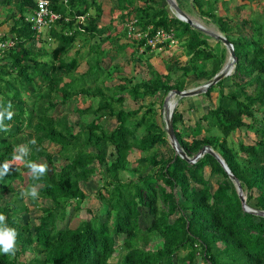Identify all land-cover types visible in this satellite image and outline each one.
<instances>
[{
	"label": "trees",
	"instance_id": "16d2710c",
	"mask_svg": "<svg viewBox=\"0 0 264 264\" xmlns=\"http://www.w3.org/2000/svg\"><path fill=\"white\" fill-rule=\"evenodd\" d=\"M113 1L112 17L126 11L122 17L134 14L138 27L149 28V33L160 27L173 32L186 62L181 65L171 57L166 73L145 62L148 76L138 80L123 75L110 83L107 80L121 68L103 67L106 50L102 40H95L101 16L96 0H49V8L59 14L47 29L55 42L50 51L35 44L40 34L24 19L35 10V0H0L1 21H12L8 35L0 39L16 40L0 58V104L11 102L14 111L12 120H5L10 131H0V166H11L0 177V214L18 233L15 255L0 253V264H109L117 237L121 243L115 264H193L197 255L204 264H264V216L243 209L233 181L211 153L194 163L172 149L160 154L169 143L164 124L152 103L139 102L160 92L166 96L184 90L190 76L211 79L224 63L225 47L220 41L210 45L209 35L175 17L164 0H145L143 7L133 8L128 5L134 1ZM216 1L190 0L189 7L232 43V73L203 93L211 97L217 88V100L193 124H185L175 107L173 128L187 156L205 145L218 153L240 181L246 204L264 211V11L248 18L237 17L238 11L219 15ZM240 1L237 7L246 10L253 0ZM77 41L88 46L83 57L68 54ZM131 41L135 47L143 45ZM149 51L144 46L140 57ZM80 58H85L87 69L77 74ZM225 79L230 80L226 87ZM124 94L137 103L134 108L124 107ZM78 95L97 98V104L77 108L75 124L66 113L53 115L60 103ZM87 114L94 117L85 121ZM107 118L116 120L114 127L100 122ZM242 130L251 133L249 143L234 138ZM33 139L35 144L30 143ZM45 141L58 150L50 152ZM18 146L29 149L20 161L13 159ZM54 155L63 161L58 168ZM29 161L46 163V175L34 180ZM98 165L102 183L97 196L105 204L104 219L93 214L75 227L58 228L70 202L75 212L81 209L86 197L81 183L92 178ZM206 168L220 177L214 187L205 177ZM31 185H38L35 200L22 195ZM26 199L41 212L37 224L23 216L29 212ZM41 199L49 204L40 206ZM144 213L150 222L141 227ZM152 241L157 246L148 248Z\"/></svg>",
	"mask_w": 264,
	"mask_h": 264
},
{
	"label": "rangeland",
	"instance_id": "374dc122",
	"mask_svg": "<svg viewBox=\"0 0 264 264\" xmlns=\"http://www.w3.org/2000/svg\"><path fill=\"white\" fill-rule=\"evenodd\" d=\"M175 1H176V3L179 4L178 0H175ZM164 2L166 3L165 0H164ZM183 2L186 6L188 13L190 14V15H188L189 17H191L194 21L201 23L202 25H204L205 27H207L209 29L219 31L218 28L209 19H207L206 17H202L195 10L191 11L192 9L189 8L190 0H184ZM211 2H213V0H211ZM240 2H241L240 0H233L231 2L225 1V3H224L223 0H217L216 3L215 4L213 3V4H214V6H216L215 10H217V8L219 9L220 7L223 8V6L224 7L227 6V7H231V11L235 14V12L233 10L236 9V11L240 12V13H238L237 17L241 15L240 17L248 18L249 17L248 14L251 13V15H252V12H254V13L260 12V14L263 15V13L261 11H264V0H253L250 4V7L246 8V10L245 9H239L237 7ZM180 4H182V2ZM234 5H236V6H234ZM226 12H230V11L228 10ZM233 13L231 15H233ZM232 24H234V23H232ZM42 31L40 33L41 39L39 40V43H38V41H36L35 44H37L38 46L40 45L41 47L43 46L46 49V51H50V49L52 47H54L55 43L53 40L49 39L45 30H44V32H42ZM208 43L212 46L220 45V44H218L217 40L211 36H209V38H208ZM221 45H222L221 47H225L222 43H221ZM107 46H109V44H107ZM82 48L83 47H81V46L79 47L77 45L73 46L68 52L69 56H74L76 53H80L81 55H83L85 50H83ZM103 49L106 50V54H105V56L103 58V62H102L103 67H105V68L107 67V69H108L109 67L111 68V66L118 65L121 68V71L114 72L112 77L109 80H107L110 83L117 82L118 79L123 75H127V76L133 75L135 77V79H138V80L148 76L147 71H146V63L151 64L153 66V68H155V70H157L158 72L166 73V62L171 57L176 58L177 61H179V64H181V65L186 62V56L182 53L183 48H182V44L180 42L176 46L169 48L167 51H162V52L156 51L155 53H152L151 56L147 55L145 57H140V55H139V57H137V58L134 57L135 59L129 58L128 61L126 60L127 58L119 56V53L122 51L116 52L117 54H115V56H113V52L109 51L110 47L108 49L104 47ZM87 50H88V48L86 49V51ZM86 51H85V53H86ZM224 54H225V60H224L223 65L227 62L228 57H229V52L227 49L224 52ZM206 68H209V64H206ZM86 69H87L86 60L84 58H80L79 66L77 68V74H81V73L85 72ZM204 82H205V80H203V79L198 80V79L194 78L193 76L187 77L185 89H190V88L196 87V86H198ZM229 84H230V80L225 79L223 82V85L226 87ZM217 94H218V91L216 88L211 93V97H207L204 94H199V95L187 96V97H182V98H178L175 96V97H172L171 99H172V101L176 102V107L182 111L183 116H184V120H185V124H193L201 114L206 112V110L216 102ZM124 95H126V94H124ZM125 97H126V100L124 102L125 108H127V109L128 108H134L137 105V103L134 102L129 96L126 95ZM164 98H165V96L163 95L162 92H160L159 94H157L154 97H145L142 101L141 100L139 101V102H143L144 104L152 103L154 105V108L156 109L158 121L160 123H163V124H164V120H163V111L164 110L162 108L161 101H162V99L164 100ZM90 103H92L93 105H96L97 104V98H92L90 96L78 95V96L73 97L69 101H67L65 104L60 103L55 108V110L53 111V115L58 116V115H61L62 113H66L69 116L70 123L75 124V122L78 120V115L76 113V109L77 108H84L87 105H89ZM93 117H94V115L87 114V115L83 116V120L88 121V120L92 119ZM100 122L104 126H106L107 128H112L116 124V120L114 118L101 119ZM250 135H251V133L245 132L242 130V131H237L234 134V138L235 139H243L245 142L249 143L251 141ZM44 145L46 146V148L50 152L55 153L58 150V147L52 143H48L45 141ZM171 149H172V147H171L170 143H168V145H165L164 147L160 148L159 153L160 154L161 153L162 154H168V153H171ZM132 156H131V158H132ZM54 159H55L56 167L57 168L60 167L61 164L63 163V161L60 158H58L57 155H54ZM97 167H98V170L92 176V178L87 182L81 183V187L86 194V197L84 198V200L81 203V209L78 212H75L73 210L74 202H70V204L67 206L66 218L63 221H58V223H57L58 228H64L66 226L75 227L80 220L87 219V218L91 217V215H93V214H96L101 220L104 219V217H105V204L100 199H98V196H97L98 188L102 183V177H101V173H100L102 167L99 165ZM128 176H130V175L128 174ZM205 177L209 180L212 187L215 186L216 180L218 178H220L217 175L211 174L209 172L208 168L205 169ZM15 185H18V182H16ZM177 193H179L178 189H177ZM26 202L28 203L29 212L27 214H24L23 216L31 224H37L38 218H39L41 212H40L38 207L34 206L27 199H26ZM253 203H254V200L251 201V204H253ZM48 204H49L48 200H45V199L39 200L40 206L48 205ZM144 214H145L146 218L140 219L141 227H145L150 222V217L146 213H144ZM120 243H121V238L117 237L116 238L117 247L113 253L112 258H110V260H109V264H115L116 263L119 255H120V250L118 247V245ZM156 246H157V242L152 241L150 243V245L148 246V248H155ZM182 253H184V251ZM193 264H204V262L201 259V257L199 255H197Z\"/></svg>",
	"mask_w": 264,
	"mask_h": 264
},
{
	"label": "water",
	"instance_id": "95a60500",
	"mask_svg": "<svg viewBox=\"0 0 264 264\" xmlns=\"http://www.w3.org/2000/svg\"><path fill=\"white\" fill-rule=\"evenodd\" d=\"M168 9L172 12V14L177 17L178 19L187 22L188 24L192 25L193 27L199 29L203 33L213 37L217 41H220L225 48L229 52V57L227 62L221 67V69L209 80L205 81L204 83H201L200 85L190 88V89H184V90H171L168 92V94L165 96L163 102H162V108H163V120H164V129L167 134L168 141L174 150L175 154H178L182 158L186 159L190 163L196 162L198 158H200L205 152L211 153L212 155L215 156V158L219 161L225 172L228 174L230 180L233 181L234 186L236 188V191L239 195L242 207L244 210L252 212L256 215H261L264 216V211L263 210H256L246 204V196L242 190L240 181L232 174L230 171L229 167L225 163L224 159L216 153L214 150L209 145H205L202 147V149L196 153L194 156L189 157L186 155L185 151L182 149L180 146L176 135L175 131L173 128V120H172V115L174 112V109L176 107V102H173V105L171 108L166 109V104L172 97H187V96H194V95H199L205 93L208 88L214 84H216L218 81L222 80L224 77L230 75L232 73L234 63H235V53H234V48L232 43L220 32V31H215L213 29H209L202 25L201 23L194 21L191 17H189L176 3L175 0H165Z\"/></svg>",
	"mask_w": 264,
	"mask_h": 264
},
{
	"label": "crops",
	"instance_id": "0c3cea01",
	"mask_svg": "<svg viewBox=\"0 0 264 264\" xmlns=\"http://www.w3.org/2000/svg\"><path fill=\"white\" fill-rule=\"evenodd\" d=\"M100 6H101V16L96 20V25L99 28V34L98 36H96L95 40H98L99 42L102 40L101 43V47L102 48H109V51L113 52V56H115V54H117L116 52H120L119 56L127 58L126 60L128 61V59H135L134 57H138L141 53L140 48H138L137 46H133L132 41L129 40L126 36V32H125V23L126 20L129 17H134V14L129 13L124 17L121 16V14L125 13L126 11H117L115 14H113L112 17V8H114V1L113 0H96ZM131 2L134 1L133 5H128V7L133 8V6H137V7H143L144 6V1L145 0H130ZM184 0H178L180 5V8L187 14L190 15L186 9V6L183 2ZM224 3L226 2H231L233 0H223ZM182 2V4H180ZM190 2H189V6H190ZM236 6V5H234ZM190 8V7H189ZM191 9V8H190ZM230 11V12H226V11ZM193 11V9L191 10ZM190 11V12H191ZM219 15H229L232 16L231 14L233 13L231 11V7H227V6H223V8H217V10H215ZM234 12L236 11L233 10ZM171 12V11H170ZM94 10L90 9L89 10V15H93ZM172 13V12H171ZM234 14V13H233ZM3 16L0 14V22H2ZM12 25V21L11 20H7L5 22L0 23V37H2L3 35H8V33L10 32V28ZM45 32L47 33L49 39L53 40L49 34H48V30L44 29ZM44 30L42 32H44ZM10 37V36H9ZM104 38V40H103ZM41 39V38H40ZM54 41V40H53ZM55 43V42H54ZM107 44H109V46H107ZM77 46H81L83 47L82 49L86 51V49L88 48V46L86 44H81L79 41L76 42ZM125 45V46H122ZM123 47V48H121ZM137 50V51H136ZM168 49L164 50L167 51ZM84 51V53H85ZM136 54H134V53ZM156 51L154 50H150L149 52L146 53V56L149 55L151 56L152 53H155ZM158 52V51H157ZM162 52V51H161ZM132 53V54H131ZM134 55V56H133ZM83 57V55H82ZM85 59V58H84Z\"/></svg>",
	"mask_w": 264,
	"mask_h": 264
},
{
	"label": "built area",
	"instance_id": "2783aa9c",
	"mask_svg": "<svg viewBox=\"0 0 264 264\" xmlns=\"http://www.w3.org/2000/svg\"><path fill=\"white\" fill-rule=\"evenodd\" d=\"M36 8L32 13L25 15V20L32 24L39 34L43 29H49L51 24L59 18V14L52 11L49 8V0H35ZM79 21L82 22L84 16L78 17ZM126 35L128 38L136 41H143L140 51L143 50L144 46H149L152 51H164L171 47L176 46L179 41L174 37L173 32H168L163 28H157L153 33H149V28L143 30L137 25V19L135 17H129L125 23ZM15 38L10 36L5 39H0V58L4 52L10 47L14 46Z\"/></svg>",
	"mask_w": 264,
	"mask_h": 264
},
{
	"label": "clouds",
	"instance_id": "9594fccd",
	"mask_svg": "<svg viewBox=\"0 0 264 264\" xmlns=\"http://www.w3.org/2000/svg\"><path fill=\"white\" fill-rule=\"evenodd\" d=\"M128 39L132 40L130 38ZM12 109L13 105L11 102H8L6 106L0 104V131H10V125L6 124L5 120H12L14 116ZM30 143L35 144V139L30 141ZM28 151L27 146H18V149L14 150L13 159L17 161L22 160L28 154ZM27 168L30 171V176L37 181L44 177L48 171V165L46 163H36L34 161L27 162ZM10 170L11 166L8 163L0 166V177L7 175ZM22 195L26 198L30 197L33 200L37 199L39 197L38 185H31L28 189L22 191ZM17 235V230L7 224L5 215L0 214V253L15 255Z\"/></svg>",
	"mask_w": 264,
	"mask_h": 264
},
{
	"label": "bare ground",
	"instance_id": "6f19581e",
	"mask_svg": "<svg viewBox=\"0 0 264 264\" xmlns=\"http://www.w3.org/2000/svg\"><path fill=\"white\" fill-rule=\"evenodd\" d=\"M173 102L174 101H172V99H170V101H168L167 104H166V109L171 108L172 105H173Z\"/></svg>",
	"mask_w": 264,
	"mask_h": 264
}]
</instances>
